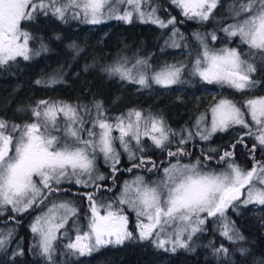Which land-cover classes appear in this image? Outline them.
<instances>
[{
  "label": "snow or ice",
  "instance_id": "1",
  "mask_svg": "<svg viewBox=\"0 0 264 264\" xmlns=\"http://www.w3.org/2000/svg\"><path fill=\"white\" fill-rule=\"evenodd\" d=\"M170 2L186 19L204 23L210 18L216 19L213 13L221 0ZM226 10L233 22L220 30L229 38L238 37L239 43L247 46V53H241L237 48H210L204 36L195 33L201 51L197 52L190 69L184 61L166 62L154 67L148 57L136 58L131 67L127 66V58H124L103 71L141 89H151L153 85L169 89L187 83V73L208 84L249 93L258 83L253 78L257 69L252 60L258 57L264 61V0H229ZM156 13L151 0H0V68L17 58L29 61L47 51L43 43L40 49H31L29 41L32 37L21 28L22 21L33 20L40 14L51 15L62 22L70 17L92 25L110 19L131 23L135 15L141 23H152L160 28L171 25V35L165 46L179 47L175 38L183 37L175 28V17L165 21ZM208 35L216 41L215 32ZM70 47L79 54L80 49L76 45ZM62 82L59 75L36 81L46 87ZM93 108L94 114L93 109L87 106L40 100L31 108L33 119L30 122L17 124L0 119V216L11 211L15 215L8 219L15 220L16 216L39 207L50 195L62 191L60 185L63 183L74 182L83 188L95 187L98 190L100 185L96 181L106 179L96 168L98 155L103 156L113 174L121 170L117 167L121 153L117 151L116 142L128 154L129 161L138 159L126 169L129 172L148 164L151 168L146 170L156 168L154 162L143 156L137 157V152L144 151V137L157 148L167 150L169 157L186 154L183 148L178 147L175 152L167 148L171 143L170 136L176 133L167 128L160 116L133 109L127 114L109 118L102 102L96 101ZM208 111L211 113L210 127L204 125L206 114H201L195 125L196 135L206 141L217 131H227L236 126L246 129L236 143L244 144V136L255 140L250 150L253 160L250 170L228 162L227 170L217 174L203 171L199 160L187 165L177 161L163 169V178L158 181L149 183L141 176L131 182L126 181L117 200L119 205H128L135 212L137 237L128 230V217L124 215L123 208H114L112 204L98 205L94 193H85L91 211L88 230L80 232L77 228L75 240L66 247L72 253L84 256L100 246L119 245L136 238L147 240L166 251L174 252L179 248L191 251L190 242L197 233L207 231L204 225L210 218H216L220 234L226 240L231 243L243 240L226 213L230 207L235 210L240 205L264 206V161L255 159L257 146L264 151V97H247L240 102L220 98ZM246 116H250L251 124ZM114 132L118 135L114 136ZM192 135L189 131L187 138L181 136L179 144L187 143ZM232 147L235 148L236 144ZM206 158L211 159L210 156ZM232 159L233 153L229 151L220 156L221 161ZM100 207H105L104 215L100 214ZM76 214L77 209L70 202L53 203L30 226L31 232L39 237L40 254L49 262L56 250L57 233ZM13 237L14 229L0 230V252H7ZM239 251L244 254L247 250L241 248ZM228 252L223 245L213 249V255L217 257L223 254L227 258ZM16 255H23V252L16 251L13 257Z\"/></svg>",
  "mask_w": 264,
  "mask_h": 264
},
{
  "label": "trees",
  "instance_id": "2",
  "mask_svg": "<svg viewBox=\"0 0 264 264\" xmlns=\"http://www.w3.org/2000/svg\"><path fill=\"white\" fill-rule=\"evenodd\" d=\"M155 1L163 4L159 10L161 19L166 20L175 17V25L181 29L183 36L181 41L186 35L189 41L196 43L190 36L192 33L211 31L219 34L223 26L233 22L226 10L229 0H221L220 5L213 13L216 19L210 18L207 22L200 24L182 18L169 0ZM36 21L43 33V37L36 47L40 49L41 43H43L47 51H42L29 61L17 58L15 62H10L9 65L0 68V119L17 124L30 122L33 119L31 108L40 100L62 101L74 106H87L89 109H93V114L94 103L100 101L109 118L127 114L133 109L143 110V112L146 108L154 109L155 102L153 100L156 98L161 99L158 104L170 110L171 114H167L169 116L173 115L177 118L180 115H189L194 112L193 98L196 95H191V93L195 91L198 94L200 85L193 78H191V82H193L191 87L179 84L170 90H155L150 94L153 86L151 89H141L136 84L109 76L103 71L107 66L121 60L119 53L123 52L132 42L135 44L134 48H137L141 43L142 36L147 31H150L152 35L159 33L156 44L136 58L150 57L152 65H155V62L163 56L164 60L170 59L169 57H173L174 51L177 50L165 46L172 26L160 28L134 21L128 24L116 21L112 24L101 23L91 26L68 19L66 22H62L51 15L42 14L36 16ZM32 23V20H28L25 27L32 28L30 26L33 25ZM73 44L80 49L79 54H76L75 49L70 47ZM157 48H161L164 54L157 52ZM116 52H118V56L114 58ZM136 58L133 60L135 61ZM256 69L255 79L264 83V63L258 64ZM53 75H59L63 82L48 87L36 83L37 80H47ZM177 99L180 101L177 102ZM110 106H113L114 109L109 113ZM18 109L23 110L18 111ZM185 120L182 118L178 123L185 124L187 123ZM224 137H229L231 147L236 144L235 148L232 147L233 153H237L234 161L238 163L240 159V165L244 169L252 168L253 160L250 150L253 144H250L247 139H244V144H237L235 135H222L215 137L219 146L222 145L221 140ZM183 149L186 154L175 156L165 162L162 161L165 154L160 151L144 150L141 153L144 158L154 157L155 161L163 166L177 161L199 160L208 163L211 161V159L206 158L208 156H213L217 162L221 155L216 152L219 154L217 159L216 153L208 152L203 142L197 139L187 143ZM245 156H248V159L244 158ZM255 159L264 161V151L261 148H256ZM135 162H138V159L129 163L123 157L120 164L117 165L121 169L117 173L113 174L111 168L107 166V177L98 190L95 187L80 188V190H86V193H94V197L99 194L103 195L101 202L113 200L114 191L111 194L108 191L113 188L117 191L121 182L132 175H145V170L143 171L141 168H133L131 172L125 170L132 167V163ZM75 188L71 186L61 187L62 191L50 195L39 207H34L23 215L16 216L15 220L8 219L9 216L15 215L9 211L4 216H0V226H11L14 229V237L7 252H0V264H264L263 215H257L252 211L234 212L232 207L227 210V217L233 222L235 230L244 237L243 240H238L236 243L226 240L220 234V226L215 222L216 218H210L204 225L207 231L197 233L190 242L191 251L183 248L174 252L166 251L157 248L150 242L134 238L127 240L122 245H105L90 254L80 256L70 253L66 246L56 242V250L52 261L49 262L40 254L38 244L30 230V222L46 207L45 204L63 200L62 197L65 194L75 197L74 203L77 208L84 207L85 194L74 192ZM115 196H117L116 193ZM81 214L80 209V214L77 212V215L81 216ZM15 229L23 234L15 233ZM129 230L134 231L132 225L129 226ZM21 235H23L22 240L20 239ZM133 236L136 237L134 233ZM210 242L213 243L208 246ZM221 245L229 250L227 258L223 254L219 257L213 255V249ZM241 248L247 251L241 254L239 251ZM16 251H22L23 255L13 257V253Z\"/></svg>",
  "mask_w": 264,
  "mask_h": 264
},
{
  "label": "rangeland",
  "instance_id": "3",
  "mask_svg": "<svg viewBox=\"0 0 264 264\" xmlns=\"http://www.w3.org/2000/svg\"><path fill=\"white\" fill-rule=\"evenodd\" d=\"M151 6L152 7H155L157 9V13L156 14L160 17L159 10H160V8L163 7V4L162 3H158L155 0H151ZM173 8L175 9V11L177 13H179L181 15L180 9H178L175 6ZM181 17L182 18H185L182 15H181ZM160 19H161V17H160ZM168 19H166L165 21H167ZM68 20L69 21H72L74 19H71L69 17ZM27 21L28 20H25V21H22L21 22V28L24 31H27L30 34V36L32 37V39H30V41H29V47L31 49H37L36 46H37L38 42H40L41 38L43 37V33L41 32L40 27L37 25L36 18L32 20L33 21V23H32L33 25H30L32 28H30L29 26H27V28L25 27V24L27 23ZM76 21L81 22L78 19L75 20V22ZM116 21H120V20L110 19V20H107L106 22H104V24H112V22L113 23H116ZM133 21L134 22L141 23V22H139L135 18V15L133 16ZM191 21H193L195 23H198L196 20H191ZM120 22L123 23V24H128V23H125L123 21H120ZM145 24H151V25L157 26V25L152 24V23H145ZM88 25L94 26L92 24H88ZM175 28H177L179 30V33L181 34V29L178 26H176V25H175ZM171 29H172V27L170 28L169 35L167 37V40L169 39V36L171 35ZM182 31H183V29H182ZM195 33H200L202 36H204L205 41L207 42V44L209 45L210 48L219 50L221 48L228 47V48H237V50L241 51V53H247L248 52L247 46L240 44L238 37L229 38L228 36L225 35V33L223 31H220L219 34L218 33H215L216 36H217L216 41H212L211 40V37L208 35L209 33H212L211 31H209L207 33H202V32H195ZM195 33H192L190 36L192 37V39H194V41L196 43H194L193 41H189V39L187 38L186 35L184 36V40H182V41H181L180 36H177L175 39L177 40V43L180 46L179 47H175V48L174 47H171L173 49H177V50L174 51L175 53H174L173 57H169L170 59L164 60V56H163V57H161L160 60L156 61L155 62V65H153V66L154 67L161 66V65H163L166 62L169 63V64H172V63H177V62H180V61H184V62H186L188 64V67L190 69L191 66H192V63L194 62V58H195L197 52L201 51L200 41H198L195 38V35H194ZM158 34L159 33H157L155 35H152L150 33V31H147L142 36L141 43H140V45L137 48H134L135 47V44H134V42H132L130 45H128L125 48V50H123V52L119 53L120 59L122 60L124 58H127V62H128V65L127 66L128 67H131L132 63L134 62V60H133L134 58H136L137 56H139L140 54H142V52L146 51V49L149 50V49L153 48L152 46H154V44H156V39L159 36ZM157 52L164 54L162 52V49L161 48H157ZM189 53H191V55H189ZM116 56H118V52L114 53V58ZM243 58H247V57H243ZM252 62L254 63L255 66H257L258 64L260 65V64L264 63V61H261L258 57L255 58V59H253ZM255 77L256 76H255V73H254L253 78L255 79ZM191 78H193L194 80H196V82L200 85V89H199L200 92L198 94H196L195 91L191 93V95H196L193 98L194 99V102H193L194 112L193 113H196V114H193L192 113V114H189V115H183V116L180 115L177 118L175 116H173V115H170L171 116V118H170V116L167 115V114H171L170 110L167 109L166 107H162L160 104H158V102L161 100L159 98H156V99L153 100L155 102V108L154 109H151V108L148 109V108H146L144 112H145V114H147V113L150 112L153 115L162 117L163 120H164V122H165V124H166V126H167V128L170 129L171 132L176 133L175 137L178 138L177 141H179L181 139V136L187 138L188 132L191 131L193 135H192V138L189 139L188 141H192V140H196L197 139L200 142H203L204 147H205V149L208 152L216 153L219 149H222V148H220L221 146H219V144L216 143L215 137L222 136V135H226V136H229V135L230 136H234L235 135L236 141H237V139L240 138V136L246 131V129H243V128L239 127V126H236V127H233V128H229L227 131H223V132L217 131L216 133H214L211 136V138L209 140H206L205 141V140H202L198 135H196L197 128H196L195 125H196L197 119L201 116V114H206L207 120H205L204 125H207V126L210 127V123H211V113L208 110L210 109V107L215 102H217L220 98H229V99H233V100H235L237 102H240L242 99L247 98V97H264V83H262L260 80H257L258 83H257V87L256 88L252 89L249 93L242 94V93L236 92L235 90H233L231 88H228L226 86L225 87H222V86H220L218 84H215V83L208 84V83H206L204 81H201L199 79V77L192 76V75H187V73L185 74V79L187 80V83H182V85L183 86H190L191 87L193 85V82H191L192 81ZM176 86H179V84L178 85H174L172 87H176ZM137 87L140 88L138 85H137ZM171 88H169V89H162V88H160V87H158L156 85H153V89L150 90L149 93L151 94L155 90H159V91L160 90H163V91L164 90H170ZM174 89L177 90V88H174ZM179 101H180V99H177V102H179ZM112 104L114 106V102ZM113 106H110L109 107V113H110V111H112V109H114ZM141 111L143 112V110H141ZM182 118H185L186 119L185 122H187V124L186 123L183 124V126H185V127L182 130H180V129L178 130L176 128V125H177V123ZM60 119L62 120V117ZM246 119L251 124V118H250V116H246ZM190 120H191V122H190ZM204 125H202V127ZM113 135L114 136L115 135H118V133H115L114 132ZM244 139L249 140V143L250 144L256 143L255 140L253 138L249 137V136H244ZM142 143H143V146H144V150L145 151H153V150L160 149V148H157L152 143V141L150 139L146 138V137L142 138ZM171 143H172V141H171ZM171 143L168 144L167 147L174 146ZM132 147L135 150V141L132 142ZM116 148H117V151H119L121 153L120 160L124 157V159L126 161H128L129 163L132 162V161H129L128 160V154L126 152H124L123 149H121L119 147V142H116ZM257 148H260V147L257 146ZM212 149H214L215 151H211ZM225 150H227V148H225ZM229 152H232L233 153V148L231 147V145L229 146ZM218 153H220L222 155L221 152H218ZM218 153H216V155H215L217 157V159L219 158V154ZM236 154L237 153H233V159L231 161H228V162L235 163V164L239 165L241 168H243L240 165V159L238 160V163H236L234 161V159H235L234 157H235ZM140 156H142V153L141 152H137V157L139 158ZM174 157L175 156H173L171 158H174ZM247 157L245 156L244 158L248 159ZM150 161H152V162H154L156 164V168L155 169H152L151 171L146 170V168H151V164H148L147 167H141V169L143 171L145 170L144 171V172H146L145 175L144 174L132 175L131 177H129L126 180H123L121 182V184L119 185L118 190L116 189L117 191H115L114 188L112 190L108 191L110 194L114 191L113 200H103V202H101L102 196H103L101 194H99L97 197H94V200L96 201V203L98 205L106 206L108 204H112L114 208H123L124 209V215H126L128 217V225H127L128 230H129V226L132 225L134 231H131V230H129V231H131L132 233H134L136 235V237L138 236V230L136 228L137 218H136L135 212L132 211L128 207V205H119L118 204V200H117V198L121 195V192L123 190L124 183L126 181L131 182V181L135 180L137 176L143 177L144 180L146 182H149V183H151L152 181H158V180H160V179L163 178V175H164L163 174V169L164 168L169 167V166L177 163V162H174V163H172L170 165L165 166L162 169V171H161V173L159 175L154 176V175H150V174H152V173H158V167H157L158 166V162L155 161L154 159H152ZM196 162L197 161H186V162L185 161H179V163L181 165L195 164ZM224 162L225 161H221L220 158L216 162L213 159V156H211V161H208V163L200 162V165L199 166L205 172H214V173L219 174V173L224 172V171L227 170V163L228 162H225V163ZM218 163H224V164L219 166ZM107 166H109V165L105 163L103 156L102 155H98L97 160H96V168H97L98 172L100 174H102L103 176H105V177H107V172H106L107 169H108ZM250 169H247L246 168L245 170H250ZM104 180H102V181H96V184L101 185L102 183H104L103 182ZM68 186L76 187L75 190L74 189L73 190H74V192H77L78 194H85L86 193L85 192L86 190H80V188H83V187H80L79 185H76L74 182L73 183H63V184L60 185V187H68ZM89 188H91V187H89ZM77 190H80V191H77ZM115 193H116L117 196H115ZM84 197H85L84 198V204L85 205H84V207H81V208H77V206L75 205V203H74L75 202V200H74L75 197H72V196H70L68 194L63 195V197H62L63 200H60V201H57V200L56 201H52L53 203L56 202L55 204H59V203L65 202V201L70 202L77 209V212L79 214H80V209H81V213H82L81 216H78L76 214L75 216H71L68 219V222L65 224L64 228L60 229L59 230V233H57V240L55 241V243L56 242H59L60 245L66 246L70 241H74L75 240V236L77 234V228H79L80 232H86L88 230V227L87 226L89 224V218L91 217V211H90V207H89V201L87 200L86 195ZM243 198L244 197L242 196L241 199H243ZM236 203L239 204V202H236ZM52 204H48V205L45 204L44 206H46V207H44V209H42L32 219V221L30 222V226L34 223L35 218L37 216H39V215H43L44 213H46L47 210H48V208H51L52 207ZM99 211H100V214L101 215H104L105 214V207H100L99 208ZM245 211H248V212L249 211H252L253 213H255L257 215H263V225H264V206L256 205V204H249L247 206L240 205L237 208H235V210H234V212H245ZM9 212H11V211H9ZM12 214H14V213H12ZM7 229H13V228H11V226L10 227L0 226V230L7 231ZM30 230H31V228H30ZM15 233H21V232L19 230H16L15 229ZM21 234H23V233H21ZM33 235H34V238H35L36 243L38 244L39 243V237L36 236L35 234H33ZM20 239L21 240L23 239V235H21V238ZM140 241H142V240H140ZM143 241L149 242L147 240H143ZM108 245H117V244H108ZM119 245H122V244H119ZM101 247L102 246H100L99 248H101ZM94 251H96V250H94ZM70 253H71V251H70ZM74 255H77V254H74Z\"/></svg>",
  "mask_w": 264,
  "mask_h": 264
},
{
  "label": "flooded vegetation",
  "instance_id": "4",
  "mask_svg": "<svg viewBox=\"0 0 264 264\" xmlns=\"http://www.w3.org/2000/svg\"><path fill=\"white\" fill-rule=\"evenodd\" d=\"M192 120V119H191ZM191 120H190V122H191ZM189 122V123H190ZM183 124L184 123H178L177 125H176V128L179 130H182L185 126H183ZM187 124V123H186ZM183 126V127H182ZM177 139L178 138H176L175 136H170V141H172V143L171 144H173L174 146H171V147H167L169 150H171V151H173V152H175L176 150H177V148L179 147V148H183V146H185L187 143H190V142H192V141H188L187 143H185V144H179V141H177ZM230 139H229V137H224L222 140H221V143H222V145H221V147L220 148H222V149H219L217 152H221L222 153V155H223V153L225 152V151H229V146H230V141H229ZM225 148H227V150H225ZM217 150V149H216ZM234 150V149H233ZM154 151H160V152H162L163 154H165L164 156L165 157H163V159H162V161H169V159L171 158V157H169L168 156V152H167V150H161V149H158V150H154ZM144 152V151H143ZM152 159H154L155 160V158L154 157H148V158H146V160H152ZM225 162H228V161H225ZM224 162V163H225ZM224 163H218V165L220 166V165H223ZM172 164V163H171ZM170 165V164H169ZM147 167V166H146ZM158 173H152V174H150V175H154V176H156V175H159L160 173H161V171H162V169L165 167V166H163L161 163H158Z\"/></svg>",
  "mask_w": 264,
  "mask_h": 264
},
{
  "label": "water",
  "instance_id": "5",
  "mask_svg": "<svg viewBox=\"0 0 264 264\" xmlns=\"http://www.w3.org/2000/svg\"><path fill=\"white\" fill-rule=\"evenodd\" d=\"M242 198V197H241Z\"/></svg>",
  "mask_w": 264,
  "mask_h": 264
}]
</instances>
